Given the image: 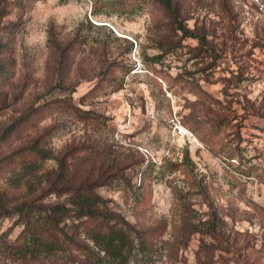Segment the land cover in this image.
I'll return each instance as SVG.
<instances>
[{"label":"rangeland","instance_id":"1","mask_svg":"<svg viewBox=\"0 0 264 264\" xmlns=\"http://www.w3.org/2000/svg\"><path fill=\"white\" fill-rule=\"evenodd\" d=\"M171 2L192 35L159 0H0V264H83L12 208L68 178L160 224L127 264H264V18Z\"/></svg>","mask_w":264,"mask_h":264},{"label":"trees","instance_id":"2","mask_svg":"<svg viewBox=\"0 0 264 264\" xmlns=\"http://www.w3.org/2000/svg\"><path fill=\"white\" fill-rule=\"evenodd\" d=\"M159 2L173 13L182 34L192 35L188 27L180 24L178 11L171 0ZM197 37L202 43L204 36L200 34ZM32 151L41 158L48 156L45 150L37 145ZM95 181L81 180L75 183L68 178L60 189H56L68 194L67 198L61 203L47 207H36L24 201L13 204V210L19 215H24V220L21 221L23 237L54 248H58L57 242L61 239L65 249L83 255V264H127L134 249L154 250V231L160 224L139 228L124 215L112 211L106 199L95 190ZM2 204L0 203V206L4 208ZM103 208L105 210H102ZM68 216H72L74 220L70 223L64 221L63 225H59L60 221Z\"/></svg>","mask_w":264,"mask_h":264},{"label":"built area","instance_id":"3","mask_svg":"<svg viewBox=\"0 0 264 264\" xmlns=\"http://www.w3.org/2000/svg\"><path fill=\"white\" fill-rule=\"evenodd\" d=\"M255 7L256 17L264 18V0H250Z\"/></svg>","mask_w":264,"mask_h":264}]
</instances>
